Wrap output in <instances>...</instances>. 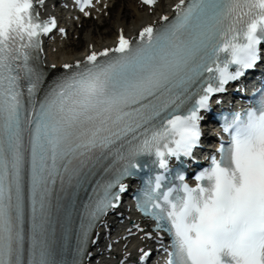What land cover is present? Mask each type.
I'll list each match as a JSON object with an SVG mask.
<instances>
[{
	"label": "snow or ice",
	"instance_id": "1",
	"mask_svg": "<svg viewBox=\"0 0 264 264\" xmlns=\"http://www.w3.org/2000/svg\"><path fill=\"white\" fill-rule=\"evenodd\" d=\"M43 3L0 0V264H84L135 157L154 153L167 171L169 158L191 156L201 110L264 59V0H178L173 16L135 40L120 29L114 47L63 64L42 88L41 37L67 34L55 16L40 19ZM76 5L91 15L93 0ZM223 131L228 142L195 187L181 174L161 193L157 175L135 196L154 232L171 238L168 264H264V91L224 117ZM86 185L80 207L74 197ZM140 252L136 264H145L149 252Z\"/></svg>",
	"mask_w": 264,
	"mask_h": 264
},
{
	"label": "bare ground",
	"instance_id": "2",
	"mask_svg": "<svg viewBox=\"0 0 264 264\" xmlns=\"http://www.w3.org/2000/svg\"><path fill=\"white\" fill-rule=\"evenodd\" d=\"M173 3L175 0H163V3ZM137 0H125L121 3V7L117 13H113L111 17V26L108 28L109 31L96 34L93 31L94 26H89L84 29V33L81 32V50L76 48L70 49H58L56 53H53V48H51V53L48 55V65L49 64H59L62 62H72L76 58H81L87 46L93 45L95 48L100 49L105 46H109L114 43L117 36V31L119 28L124 29V33L127 35L132 34L131 32L144 26L146 23H152L154 16L148 14L144 9L138 8ZM165 10V9H163ZM80 43V42H79ZM78 43V44H79ZM77 44V46H79ZM59 45L56 46L58 48Z\"/></svg>",
	"mask_w": 264,
	"mask_h": 264
},
{
	"label": "rangeland",
	"instance_id": "3",
	"mask_svg": "<svg viewBox=\"0 0 264 264\" xmlns=\"http://www.w3.org/2000/svg\"><path fill=\"white\" fill-rule=\"evenodd\" d=\"M124 1H125V0H123L122 2H124ZM122 2H121V3H122ZM118 7H119V5H118ZM118 7H117V8H118ZM111 17H112V14H111V16H110V20H109V21L112 20ZM91 26H93V25H91ZM110 26H111V25H110ZM110 26H109V28H110ZM85 30H86V29H85ZM93 31H94V30H93ZM107 31H109V30H107ZM107 31H106V32H107ZM94 32H95V31H94ZM83 33H84V32H83ZM107 33H108V32H107ZM96 34H100V33H99L98 31H96ZM78 45H79V46H76V47H77L76 49H77V50H81V48H82V47H81V41H80V43H79Z\"/></svg>",
	"mask_w": 264,
	"mask_h": 264
}]
</instances>
